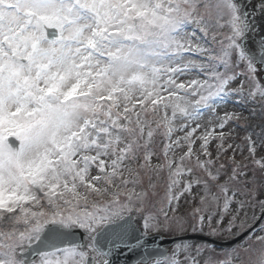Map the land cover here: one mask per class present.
I'll return each instance as SVG.
<instances>
[{
	"label": "snow or ice",
	"instance_id": "snow-or-ice-1",
	"mask_svg": "<svg viewBox=\"0 0 264 264\" xmlns=\"http://www.w3.org/2000/svg\"><path fill=\"white\" fill-rule=\"evenodd\" d=\"M257 13L0 0V264H264Z\"/></svg>",
	"mask_w": 264,
	"mask_h": 264
},
{
	"label": "water",
	"instance_id": "water-1",
	"mask_svg": "<svg viewBox=\"0 0 264 264\" xmlns=\"http://www.w3.org/2000/svg\"><path fill=\"white\" fill-rule=\"evenodd\" d=\"M187 239H199L202 240L204 237L198 235V234H186ZM242 239V238H241ZM239 240H226V241H217V243L221 244V246H230L233 245L234 243L238 242ZM173 238L172 237H166L163 238L160 235L155 236L153 235V239L150 240V244L155 247L159 246L160 248H166L167 245L172 244ZM133 259L132 256L130 255H125V254H118L113 257V260L115 264H125V261H131Z\"/></svg>",
	"mask_w": 264,
	"mask_h": 264
},
{
	"label": "rangeland",
	"instance_id": "rangeland-1",
	"mask_svg": "<svg viewBox=\"0 0 264 264\" xmlns=\"http://www.w3.org/2000/svg\"><path fill=\"white\" fill-rule=\"evenodd\" d=\"M258 2V0H255L254 1V3H257ZM253 3V2H252ZM264 17V16H263ZM264 26V25H263ZM263 26H259L258 25V28H259V32H258V34H257V36L254 38V39H258L260 36H264V27ZM253 39V38H252ZM253 47H255V45H253ZM231 107H233V105H229V108H231ZM237 110H239L238 108H237ZM245 115H248V113L247 112H245ZM188 209V205L187 204H184V202L183 201H181V212L183 213L184 211H186ZM162 236H171L170 234H165V233H160ZM239 243V242H238ZM171 246V245H170ZM169 246V247H170ZM168 247V248H169Z\"/></svg>",
	"mask_w": 264,
	"mask_h": 264
}]
</instances>
